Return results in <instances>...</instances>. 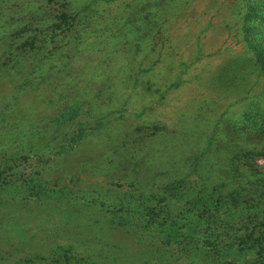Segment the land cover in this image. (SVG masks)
Wrapping results in <instances>:
<instances>
[{
    "label": "rangeland",
    "instance_id": "obj_1",
    "mask_svg": "<svg viewBox=\"0 0 264 264\" xmlns=\"http://www.w3.org/2000/svg\"><path fill=\"white\" fill-rule=\"evenodd\" d=\"M256 6L264 18L261 0H0V166L18 142L30 150L19 165L28 182L45 177L69 190H139L135 177L160 183L194 159L198 184L256 187V170L264 173V73L248 48L264 29ZM65 11L74 22L52 33ZM71 104L82 107L79 123L119 112L113 138L92 133L70 149L66 130L53 147L49 121ZM20 198L0 191V264H189L172 246L147 254L135 235L115 230L125 222L110 211Z\"/></svg>",
    "mask_w": 264,
    "mask_h": 264
},
{
    "label": "trees",
    "instance_id": "obj_2",
    "mask_svg": "<svg viewBox=\"0 0 264 264\" xmlns=\"http://www.w3.org/2000/svg\"><path fill=\"white\" fill-rule=\"evenodd\" d=\"M261 3L264 10V0H261ZM253 10L255 7L249 12ZM257 11L258 6L256 28H264L260 27L264 18L260 17ZM60 18V22L55 23L52 29V33L58 35L61 34L59 31L65 29V25L70 27L75 16L65 11ZM250 19L252 20L253 16H250ZM55 36L57 35L52 36L50 42L54 41ZM260 36L249 40L248 48H251L252 55L255 54V64L257 61L260 71L264 73V29ZM49 52L51 53V50ZM70 108L62 109L49 121V125H53L51 135L48 134L53 147H56L60 135L66 130L68 134L65 140L70 149L73 144H81L86 136L92 133L100 136L101 141L112 139V135L108 136L107 131L111 125H117L122 120L121 114L114 111L101 115L94 122L79 123L75 119L76 112L82 107L74 104ZM67 124H75L77 127L69 129ZM33 126L38 130L45 128L36 120ZM153 128L157 129V126ZM153 128L145 127L143 131L147 134L153 133L149 131ZM35 132H31V137H35ZM139 133L142 134L141 130ZM15 142L16 140L12 144ZM125 144L126 142L123 146ZM21 146L23 147L22 144ZM29 152L30 150L20 148L18 142L14 148L11 145L6 150L5 163L0 166L1 192L17 193L21 195L20 199H46L55 203L65 201L70 207L76 208L78 205L76 209L82 213L85 210L103 215L104 211H110L116 218L119 216V221L125 222L117 223L118 228L115 230H126L130 235H135L147 248V254L153 253V247L161 246L169 251L172 246V249L176 248L180 252V257L189 260V264H264V173L256 170V187L255 182L239 185L236 181L226 183L225 180L213 184L203 180L198 184L197 179L201 178V175L197 172V162L194 159L189 170L160 183L147 185L135 177L136 186L141 188L139 190L136 188L132 191L113 192L107 188L101 189L103 186L100 188L99 185L91 189L69 190L67 186L65 188V184L51 186L45 177L39 182H28V175H25V170L19 169V165L28 159L26 153ZM253 155L256 154L244 152L246 159ZM35 162H40L39 155ZM95 168L101 170L98 162ZM88 229H93L103 237H109V234H105L107 227L91 225ZM224 254L232 256L225 257Z\"/></svg>",
    "mask_w": 264,
    "mask_h": 264
}]
</instances>
